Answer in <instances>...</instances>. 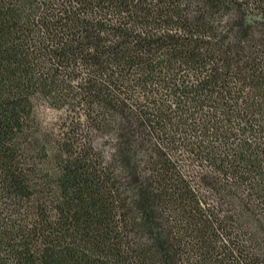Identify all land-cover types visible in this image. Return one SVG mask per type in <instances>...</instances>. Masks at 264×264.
Returning a JSON list of instances; mask_svg holds the SVG:
<instances>
[{
    "label": "trees",
    "instance_id": "trees-1",
    "mask_svg": "<svg viewBox=\"0 0 264 264\" xmlns=\"http://www.w3.org/2000/svg\"><path fill=\"white\" fill-rule=\"evenodd\" d=\"M0 264H264V0H0Z\"/></svg>",
    "mask_w": 264,
    "mask_h": 264
},
{
    "label": "rangeland",
    "instance_id": "rangeland-1",
    "mask_svg": "<svg viewBox=\"0 0 264 264\" xmlns=\"http://www.w3.org/2000/svg\"><path fill=\"white\" fill-rule=\"evenodd\" d=\"M39 114L44 126H53L61 112L55 109L48 108L46 106H41L39 108Z\"/></svg>",
    "mask_w": 264,
    "mask_h": 264
}]
</instances>
